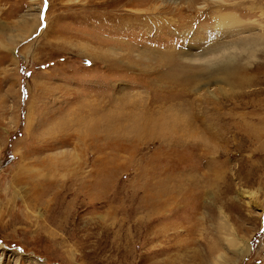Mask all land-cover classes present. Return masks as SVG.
Instances as JSON below:
<instances>
[{
    "label": "rangeland",
    "instance_id": "obj_1",
    "mask_svg": "<svg viewBox=\"0 0 264 264\" xmlns=\"http://www.w3.org/2000/svg\"><path fill=\"white\" fill-rule=\"evenodd\" d=\"M254 35L264 0H0V264H264V39L245 85L201 60Z\"/></svg>",
    "mask_w": 264,
    "mask_h": 264
},
{
    "label": "bare ground",
    "instance_id": "obj_2",
    "mask_svg": "<svg viewBox=\"0 0 264 264\" xmlns=\"http://www.w3.org/2000/svg\"><path fill=\"white\" fill-rule=\"evenodd\" d=\"M232 20L234 19H227L228 22H233ZM25 24V29H27L31 24L30 22H28L27 19H25L24 21ZM237 22V21H236ZM30 28V27H29ZM264 39V37L262 35H254L251 36L249 38H245L242 39V42H235L233 43L232 47H228V46H216L214 47L211 51H209L206 56H202L203 63H204V69L206 71H208L209 76L211 77H216V76H222L224 77V80L230 79L233 80L235 83L236 81H238V84L241 85H245L247 78L245 79V77H237V73L238 72H244L245 69L241 66L242 65V61L241 60H246V61H250V58L248 55L245 57L241 56L243 55L241 52L239 53L237 49L240 50H248L250 49V54L253 58V56H255V51L258 49L257 46L260 45V42ZM237 41V40H236ZM221 44V43H220ZM255 47V49H254ZM259 47V46H258ZM230 48H232L233 50L236 49L237 50V54L233 53L232 51H230ZM242 54V55H241ZM207 73V72H206ZM250 79V77H248ZM223 79V78H222ZM188 84V83H187ZM151 113V112H150ZM146 120V124L148 125L147 127L149 128L150 125V121L154 118L151 115H148L147 117H144ZM194 123V122H193ZM153 129L156 130L157 132L159 131V133H162L165 135L166 130H168L169 134L172 133V135L174 134L175 137L177 136V133L172 132L170 128H168V126L166 125V123L163 122H155L153 124ZM209 129V128H208ZM203 129L200 128L199 126L195 128H193V132L188 130V134L186 135H181L178 138H185V136H189V137H195L198 136L196 135L197 133H202ZM209 131V130H208ZM211 131V130H210ZM216 133V132H215ZM201 137L203 138L202 134ZM177 138V137H176ZM206 139V136L204 137ZM203 138V139H204ZM208 138V137H207ZM203 145V144H202ZM204 148L208 149L207 146L203 145ZM201 147V146H200ZM202 148V147H201ZM169 226V225H166ZM147 228L145 231V234L142 235L143 233V229ZM158 227V225L153 226V231L155 230V232L157 234L154 235L153 239L157 240L162 234H165L164 231L167 230L166 228L163 230H156ZM121 229L118 228L117 230V236H115V242L117 245V248H121V245L123 244V241L125 240L127 244L131 243V240L127 237L124 236V238H121L119 235V231ZM151 229L148 228V221H144L143 222V226H142V231H141V237L140 240L137 242H140L143 246L146 245L149 240H151V238H149V234H150ZM192 234V233H191ZM137 237H139L140 232H136ZM230 235L233 236V238L231 239V241L228 240L229 246H233L232 244H234L235 238L237 237L235 233L231 232ZM133 240V239H132ZM135 242V240H133ZM184 239H181L180 236H177V242L176 245L181 249L180 252H176V256H182L181 252L183 251L185 245L183 244ZM139 244V243H138ZM212 247V250L214 249V246H210ZM120 250V249H119ZM247 248L246 249H241V253L245 254L247 252ZM148 251H144L141 254H138L137 256L135 255V257L137 258L138 256L140 258H143V254H148ZM213 253H210V255ZM199 257V259H209V257L207 256H203L201 254L197 255ZM178 257V259L180 258ZM220 258H223V254L219 255ZM145 260H147L148 258H144ZM182 260V258H181ZM173 262V261H171ZM177 263V262H176ZM202 264H208L206 261H202ZM236 264V263H233Z\"/></svg>",
    "mask_w": 264,
    "mask_h": 264
},
{
    "label": "snow or ice",
    "instance_id": "obj_3",
    "mask_svg": "<svg viewBox=\"0 0 264 264\" xmlns=\"http://www.w3.org/2000/svg\"><path fill=\"white\" fill-rule=\"evenodd\" d=\"M47 7V0H45V8ZM42 19H43V17H42Z\"/></svg>",
    "mask_w": 264,
    "mask_h": 264
}]
</instances>
